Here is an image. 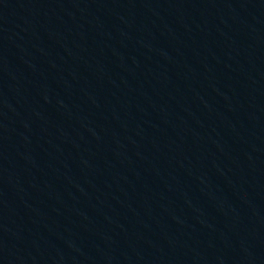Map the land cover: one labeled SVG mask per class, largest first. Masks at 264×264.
Segmentation results:
<instances>
[{"label": "water", "instance_id": "obj_1", "mask_svg": "<svg viewBox=\"0 0 264 264\" xmlns=\"http://www.w3.org/2000/svg\"><path fill=\"white\" fill-rule=\"evenodd\" d=\"M264 229V0H64Z\"/></svg>", "mask_w": 264, "mask_h": 264}]
</instances>
